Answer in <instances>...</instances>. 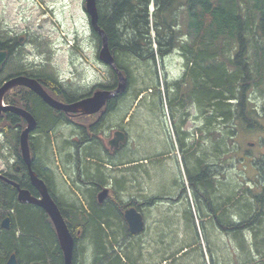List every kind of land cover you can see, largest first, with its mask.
I'll list each match as a JSON object with an SVG mask.
<instances>
[{
    "label": "rangeland",
    "instance_id": "rangeland-1",
    "mask_svg": "<svg viewBox=\"0 0 264 264\" xmlns=\"http://www.w3.org/2000/svg\"><path fill=\"white\" fill-rule=\"evenodd\" d=\"M0 18L5 20L6 26L14 29L15 34L26 35L29 32L32 38L29 47L31 49L29 62L37 66L35 68L37 74L47 72L54 76L71 96L87 94L93 87L107 84L110 81L108 69L98 59V42L92 34L90 21L85 11V0H0ZM159 67H157L158 87L154 88L153 93L157 94L155 102L151 100L154 98L151 96L153 94H144L146 79L144 82L140 81L136 88L130 89L129 93L126 92V100H123L126 94L121 98L115 114L107 117L105 122L96 123L91 133L87 130L86 122L82 126L85 128L82 132L78 130L74 132L71 127L59 126L58 131L50 136L54 161L42 163L41 159L38 164L47 172L49 179H53L55 195L58 193L60 199H66L65 201L73 199V194H80V189L90 188L92 195L94 190L95 196L98 187L109 185L107 188H110L111 192L105 205H114L122 212H119L121 224L123 228L126 227L127 231L128 225L122 216L128 205L134 203L136 208L147 215V221L145 220L147 232L139 238L121 239L118 245L120 247L117 252L121 248L126 249L132 246L131 250L135 252L132 255L135 264H264V223L255 231L256 235L251 228L241 231L236 237L230 234L220 235L212 229V223L206 222L202 214L210 211L212 206L207 205L204 199L196 205L191 204L189 191L186 190L185 181H183L184 174L180 170L179 159L183 162L186 176V170L192 173L193 177L195 174L199 176L202 171L197 172L198 170L192 165L194 160L191 154L182 152L178 144L176 145L177 142L175 143L178 137L179 121L184 117L188 119L185 128L191 130L192 138L188 141V145L191 146L190 149H195L193 157L206 158L208 164H217L215 167L211 166L213 167L212 172L205 171L204 180L212 181L214 173L217 174L218 170L224 177L222 178L224 182L216 179L213 183L215 187L210 182L209 195L216 194V198L226 204L228 195L231 197L232 193L235 194L234 203H232L235 208L231 209L230 206L224 205L225 207L218 209L215 202L213 207L224 211L230 209L231 217L236 216L240 226L244 217L239 209L244 203L249 204L253 209L252 214L258 210V204L262 206L264 212V198L262 203H258L256 199L264 195V97L259 96L258 91L252 93L250 97L258 108L262 129H250V131L248 126L237 121L228 126L219 124L207 126L204 131H200L198 129L202 127L204 120L200 119L199 105L189 99V95L184 96L187 90L185 86L180 97L173 86L184 74L185 62L177 53H172L164 59V63L160 62ZM134 74L139 75L141 79H144L143 76L146 77L143 67L134 69ZM135 89L137 92L134 97ZM142 93L144 94L143 100L140 97ZM177 96L178 102L171 105L170 101L177 99ZM182 101L185 103L181 105ZM96 119L97 116H94L89 119V123ZM83 122L79 121V123ZM99 126L100 129L94 131ZM121 128L128 133L124 131L128 136V143L121 146V152H115L116 154L110 152L114 157H118L113 164L135 163H132L129 168L121 166L120 169L123 170H110L111 174L110 171L105 173L104 180L89 181L85 175L83 176V171L81 172L82 160L85 161L86 158L85 154V157L83 156L82 146L90 144L94 138L92 136L94 132L103 137L100 136L99 140L102 148L106 150L105 145H108L113 133L123 131ZM85 130L87 132L84 134ZM215 130H218L225 139L221 147H217L214 138L208 139L209 131L214 132ZM230 130L235 131L234 136L227 134ZM16 133V131H10L7 135L0 134V172L3 174H14L18 164L15 151L17 144L13 138L16 137ZM40 134L41 132L34 135L32 143H37L39 139L42 142L41 137L43 136ZM251 143L254 145H250ZM66 146L73 147L74 154L73 163L67 165L68 167L64 164L63 154L65 150L63 148ZM35 148L37 149L36 156H40L36 144ZM190 149H186V152L188 153ZM74 150L79 152L75 153ZM168 154L172 155L171 158L165 157ZM186 157L188 160L185 164ZM140 158L141 160L147 158L146 163L138 162ZM130 168L133 169L126 170ZM163 169L166 172L163 173ZM160 175L162 176L159 177ZM218 176L221 177L219 174ZM184 187L187 193L184 192ZM80 195L83 198V195ZM196 199H198L197 196H195ZM83 204L85 205L86 201ZM69 205V207H75L74 204ZM189 209L194 210L192 222H188L189 218L186 214L187 211L190 212ZM252 214L250 213V216ZM169 219L170 221L175 220L174 226L170 225ZM200 221L202 223L199 231H203L201 233L203 245L200 243V233L195 224ZM80 242L78 254H76V261L78 259L79 262L75 263L92 264L93 248L90 247L86 236ZM163 257L166 259L164 263Z\"/></svg>",
    "mask_w": 264,
    "mask_h": 264
},
{
    "label": "trees",
    "instance_id": "trees-1",
    "mask_svg": "<svg viewBox=\"0 0 264 264\" xmlns=\"http://www.w3.org/2000/svg\"><path fill=\"white\" fill-rule=\"evenodd\" d=\"M97 9L98 26L107 37L108 46L115 58L117 68L128 81L125 92L115 97V100L108 102L105 119L108 112L115 111L120 98L126 92L129 93L130 89L136 88L140 81L144 82L146 79L145 88H143L144 94H153L154 88L158 87L157 67L160 66V62L164 63V59L172 53H177L185 62V72L173 86L179 97L184 86L187 88L184 96L189 95V99L199 105L201 116L206 117V128L215 124L228 126L241 121L248 126V130L262 129L258 108L250 97L255 91H258L259 96L264 97V0H97ZM92 34L98 42L99 49L101 36L95 31ZM140 67H143L145 72L144 79L134 74V69ZM43 75L57 85L58 81L54 76ZM108 76L110 81L107 84L97 85L94 92L98 90L113 91L117 88L118 77L111 68H108ZM149 77H151V81H149ZM62 86L64 87V85ZM136 92L137 89L134 90V97ZM93 93L75 97L68 93V103H75L92 96ZM144 94H140L142 100ZM158 94L160 95V92ZM156 95V93L151 95L154 97L151 99L154 102ZM126 96L127 94L123 100ZM174 102H178V96L177 99H172L170 104L172 105ZM182 102H180L181 105L185 103ZM16 105H21L32 112L38 126L42 127L39 132L44 138L41 137L42 142L39 139L35 143L40 156H36L37 149H34V143L31 147L36 157V163H40L41 159L42 163L54 161L55 156L50 136L58 131L59 126L63 125L61 120L63 122L65 118L56 116L58 113L34 94L27 96L26 101H19ZM183 118L179 121L180 126L183 124ZM88 119H90L88 116L83 115L80 118L84 122H87ZM19 120L21 118L16 117V124H19ZM3 124L5 123L0 117V129H5L7 135L10 130H7L8 128ZM21 124L24 125L23 120H21ZM234 132L230 130L227 134L234 136ZM20 134L19 131L16 133V137H13L17 144L15 147L17 166H21L22 169L21 177L19 180L16 179V182L18 181L22 187L28 188L33 195H37V191L26 176L27 169L19 153ZM213 138L217 147H221L225 141L218 130L209 131L208 139L212 140ZM92 139L98 141L100 137ZM43 140L45 144H43ZM65 144L63 143V145ZM88 145L90 146V144L85 145V150H83L84 147L81 149L83 156L84 154L86 156L85 161L82 160L83 176L85 175L92 182L95 179L104 180L105 173L114 170V165L113 168H110L114 157H111L110 160L106 159L107 164L99 157L96 160H90L92 156ZM94 147L102 151L100 146L94 145ZM63 149H65L63 151L64 164H72L74 160L73 147L66 146ZM192 158L194 160L192 165L200 173L202 171L200 164H205V161ZM142 161H147V158L140 162ZM211 166H207L208 171ZM34 167L39 175L47 173L42 166L39 167V164H34ZM131 169L133 168L128 171ZM65 170H67L66 167ZM205 175V170L199 174L201 181L197 186H194L195 196L207 191L208 195H204L209 202H215L218 209L224 205L230 206L231 209L235 208L232 206L235 198L234 193L231 197L228 195L226 204L220 202L221 200L216 198V194L209 195V185L212 184L215 187L213 183L216 179H213L210 184L204 180ZM6 177L13 181L12 177L8 175ZM51 180L52 178L49 179V181ZM99 189L100 187H98L96 195ZM80 193L85 200L80 194H73V199L69 200L70 203L62 199V207L60 206L67 219V224L78 242L75 255L78 254L80 241L86 236L90 247L93 248L92 264H135V260L132 258L135 253L134 250H131L132 246L126 249L121 248L117 252L121 239H132L129 238L131 237L129 231L121 224L119 212H122L114 205L100 204L96 195L94 196V190L92 195L90 188L80 189ZM197 197L199 198V196ZM263 198H256L257 202L262 203ZM84 201L88 207L83 204ZM240 201L239 203H241ZM69 204H74L76 209L69 207ZM131 206L136 207L134 203L127 207ZM239 210L244 219L243 223L236 227L251 228L256 235L255 231L264 223L262 206L258 204V210L254 214H252L253 209L247 203H244ZM231 213L230 209L225 210L222 218L229 222ZM187 215H189L188 221L192 222L190 214ZM8 217L10 218V227L5 229L2 227V222ZM210 223L213 227L214 223L212 221ZM13 254L16 255L17 264H64L63 252L48 215L35 205L19 203L16 188L0 180V264H7Z\"/></svg>",
    "mask_w": 264,
    "mask_h": 264
},
{
    "label": "water",
    "instance_id": "water-1",
    "mask_svg": "<svg viewBox=\"0 0 264 264\" xmlns=\"http://www.w3.org/2000/svg\"><path fill=\"white\" fill-rule=\"evenodd\" d=\"M85 11L89 17L92 29L101 36V49L99 51L98 58L107 67L111 68L115 74L118 76V86L113 91L99 90L95 92L91 97L82 99L73 104H64L50 97L40 83L32 78L28 77H17L10 80L6 85L0 88V115L2 113H14L26 120L28 126L26 130L20 136V146H21V157L23 161L29 168L30 179L33 186L39 191L41 198H35L27 190H21L19 185L9 180L8 178L0 175V179L12 184L19 190V203L21 204H32L41 208L50 218L57 237L59 241L60 248L63 252L64 264H73V254L75 247V239L72 236L65 218L63 217L59 207L55 201L50 196L48 189L45 184L38 180L35 173L31 170L32 162L30 158V147H29V133L33 131L36 127V121L32 115L27 111L13 107V106H3V99L5 94L14 87L23 86L34 93L38 94L45 103H47L51 108L57 111H63L67 114H81L84 116L96 114L103 109L107 101L112 99L116 94L125 91L127 85V79L123 76L122 72L117 68L115 64V58L111 53L108 41L105 33L98 26V9L97 0H85ZM7 57L5 52H0V67ZM125 142V135L121 132L115 134V138L109 141V145L113 148L120 147V143ZM108 190H105L100 194V202L102 203L104 199L109 195ZM126 223L128 225L129 232L132 235H137L143 231V221L140 214L137 213L135 208H129L124 213ZM9 228V219L5 221ZM8 264H16V256H12Z\"/></svg>",
    "mask_w": 264,
    "mask_h": 264
},
{
    "label": "flooded vegetation",
    "instance_id": "flooded-vegetation-1",
    "mask_svg": "<svg viewBox=\"0 0 264 264\" xmlns=\"http://www.w3.org/2000/svg\"><path fill=\"white\" fill-rule=\"evenodd\" d=\"M6 24L7 23L5 22V20L0 18V52H5L7 54V57H6L5 61L3 62V64L0 67V88L3 87L4 85H6L12 79L24 76V77H28V78H32V79L37 80L40 83V85L43 87L45 92L50 97H53L55 100L59 101L60 103L69 104L68 103L69 102V98H67V94L69 92L60 84V82H58L57 85L53 84L52 81H49V79L44 77L43 74H45V72H43V74L42 73L41 74H37V72L35 70V68L37 66H34L31 62H29V51L31 50V49H29V47H30V43H31V39H32L30 34H29V32H27L26 35L15 34L14 29H12L9 26H6ZM101 87H99V88H101ZM99 88H97V89H99ZM94 90H96V87H93L92 90L89 93H87V94L93 93ZM31 94L36 95L37 97H39L44 102V100L38 94L34 93L33 91H31L30 89H28L26 87L19 86V87H14V88L10 89L5 94L4 99H3L4 106H13V107L17 106L16 103H18L19 101H24V100L26 101V97L27 96H31ZM111 100H115V99L113 98ZM111 100L107 101L105 107H103V109L100 112H98L97 114H94V115H91V116L88 115L90 119L93 118L94 116H97L96 121H94L92 123H89V119H88V121L86 122L87 126H88L87 130L89 131V133H91V131L95 127L94 125L96 123H102L103 121L105 122L107 120V117H109L110 114L114 113V112L112 113L110 111V112H108L109 115L107 114L106 119L104 118L105 112L107 110L106 108H107L108 102H110ZM45 104H47V103H45ZM70 104H73V103H70ZM17 107L25 109V111H27L29 114H31L33 116L32 112L26 110V108H24L23 106L19 105ZM53 110H55V109H53ZM55 112L58 113L56 116L65 118V120L63 122L61 120V123L63 124V126L71 127L74 130V132H76L77 130H78V132H82V130L85 129V128L82 127L85 124V122L79 123V120L82 117L81 114H70V113L67 114V113H65L63 111H57V110H55ZM8 114H9V116H8ZM0 117L3 120V123H5V124H3V126L8 128L7 130L16 131L17 133L19 131L21 133L23 130L26 129V127L28 125V123L26 122V120L24 118L14 114V113H11V112L2 113L0 115ZM16 117L21 118V120H23V122H24V125L21 124V120L18 121L19 124H16ZM33 118L36 120V118L34 116H33ZM200 119L204 120V124H202V127H200L199 130L200 131H204V129L206 127V118L205 117H201ZM36 123H37V126H36L35 130L31 132L30 138H29L30 149H31L32 159H33L32 169L35 170V173L38 175V177H40V179H42V180L44 179L45 180L46 185H48L49 193H51L50 195L53 197L54 196V194H53L54 193V190H53L54 189V184H53V182L51 183V181H49V179L47 178L48 174L47 173H43L44 175H39V173L37 172L36 167H34V164L37 165L39 162L36 163V161H35L36 157L34 156V153H33L32 148H31L33 146L32 140L34 138V135L39 133V129L42 128L41 126L40 127L38 126L37 120H36ZM61 123H59V124L61 125ZM187 124H188V119L186 120V119L183 118V124L177 129L178 130L177 131L178 137H177V140L175 139V142H177L176 145L178 144L179 149L182 152H185V154H189V155L191 154V158H192L193 157L192 154H194V150L195 149H193V150L190 149L191 146L188 145V141L191 140L192 135H191V132H190L191 130L189 131L188 129L185 128ZM99 129H100V126L97 129H95L94 131H98ZM87 130L84 131V134L87 132ZM122 130L125 131L124 129H122ZM2 131H5V129H2ZM117 132H122V131L121 130L120 131H115L113 133V137L109 141H111L112 139L115 138V134ZM127 134L125 135L126 138L128 137ZM92 136L100 137L101 135H98L97 133L93 132ZM101 138H103V137L101 136ZM95 142L98 144V146H100L99 148L102 149V152L104 153L106 159H108V160H110L111 156L114 157L113 155L110 154V152L111 153L121 152V148H113L112 149V147L109 145V142H108L107 146L105 145L106 150H109V152H107L106 150H104L102 148L100 140L95 141ZM120 146H122V145H120ZM19 149H20V142H19ZM186 149H190V151H188V153H187ZM74 151L76 153L77 150H74ZM115 159H118V157H114V160ZM194 159H199V158H194ZM202 160L205 161V164L204 163L200 164V169L202 171L205 170L207 172H212L211 169L213 167H211L210 171H208L207 166H211V165H214V166L216 165L217 166V164H214V163L208 164L206 162L207 161L206 158L202 159ZM23 163H24V161H23ZM24 165H25V167L27 169L26 173H27L28 179H29L32 187L37 191V195H33L32 192L28 188L22 187L21 184H19L18 181L16 182V179L19 180V175L22 174L21 166H17L16 170L14 171V174H9V176L12 177L13 178V182L18 183L22 189L28 190L34 197L41 198L40 193H38L39 191L33 186L32 182H31V179H30V176H29L28 167L26 166L25 163H24ZM39 167H40V165H39ZM41 172H43L42 169H41ZM186 172H187L188 179L190 180V178H189L190 172H188V170H186ZM218 174L220 175L219 170H218L217 174L214 173L213 179H219ZM48 183L50 185H52L53 187L51 188V186ZM104 188L100 187L99 191L97 192L96 198H98V195L101 193V191ZM17 193H18V191H17ZM38 194L40 195V197H39ZM56 195L53 198H54V200L57 198L55 200V202L58 205L59 204V201H58L59 200V194L57 193ZM108 199L109 198H106L102 203H107ZM97 200H99V198ZM154 204H156V203L154 202ZM58 206L60 208L61 205L59 204ZM131 207H134V206H131ZM134 208H136V207H134ZM136 209H137V212L142 216V221H143L144 225H143V231L141 233L137 234V235H132L129 232V235L132 237V239L133 238L142 237L145 234V232H147V225H146V222H145V220L147 221V215H145L138 208H136ZM60 210H61V208H60ZM123 218L125 220V216L124 215H123ZM66 221H67V219H66ZM125 222H126V220H125ZM173 222H174L173 220L170 221V219H169V223H170L171 226L173 225ZM131 237H129V238H131ZM77 244H78V242H77V240L75 238V251H76ZM142 244H143V242H142ZM75 251H74V261L73 262L74 263L75 262L78 263L79 262L78 259H77V261L75 260L77 258V256L75 255Z\"/></svg>",
    "mask_w": 264,
    "mask_h": 264
},
{
    "label": "bare ground",
    "instance_id": "bare-ground-1",
    "mask_svg": "<svg viewBox=\"0 0 264 264\" xmlns=\"http://www.w3.org/2000/svg\"><path fill=\"white\" fill-rule=\"evenodd\" d=\"M138 56H139V55H138ZM141 71H142V70H141ZM146 71H147V70H146ZM117 77H118V76H117ZM131 77H132V76H131ZM130 80H131V79H130ZM134 85H135V84H134ZM127 87H128V81H127L126 89H127ZM126 89H125V90H126ZM123 92H125V91H122V92L116 94L113 98L115 99V97H117L119 94H121V93H123ZM119 97H120V96H119ZM113 98H112V99H113ZM120 99H121V98H120ZM110 100H111V99H110ZM125 100H126V99H125ZM117 102H118V101H117ZM112 106H113V105H112ZM116 106H117V104H116ZM104 107H105V106H104ZM116 109H117V108L115 107L114 110L116 111ZM115 111H112V113L114 112V114H115ZM99 112H100V111H99ZM134 112H135V111H134ZM199 113H200V112H199ZM96 114H97V113H96ZM114 114H113V115H114ZM30 115H31V114H30ZM92 115H94V114H92ZM108 115H109V114H108ZM110 115H111V114H110ZM132 115H133V114H132ZM89 116H91V115H89ZM89 116H88V117H89ZM199 116H200V118H201V117H205V116H201V114H200ZM113 117H114V116H113ZM125 117H126V116H125ZM130 117H131V116H130ZM205 118H206V117H205ZM125 119H127V118H125ZM132 119H133V118H132ZM130 120H131V119H130ZM147 120H148V119H147ZM35 121H36V120H35ZM27 126H28V125H27ZM36 126H37V123H36ZM26 128H27V127H26ZM35 128H36V127H35ZM63 128H64V127H63ZM25 130H26V129H25ZM25 130H23V131L21 132V134H22ZM34 130H35V129H34ZM34 130H33V131H34ZM198 130H199V129H198ZM140 131H141V130H140ZM31 132H32V131H31ZM31 132L29 133V138H30V134H31ZM125 132H126V131H125ZM125 132L122 131L121 133H123L124 135H126ZM162 132H163V131H162ZM21 134H20V136H21ZM162 135H163V134H162ZM83 136H84V135H83ZM160 136H161V135H160ZM142 137H143V136H142ZM166 137H167V136H166ZM154 138H155V137H154ZM167 139H168V138H167ZM79 140H80V138H79ZM84 140H85V138H84ZM87 140H88V139H87ZM146 140H148V139L146 138ZM152 140H154V139H152ZM80 141H81V140H80ZM82 141H83V140H82ZM154 141H155V140H154ZM19 142H20V138H19ZM29 142H30V141H29ZM85 142H86V141H85ZM85 142H83V143H85ZM146 142H147V141H146ZM168 142H169V140H168ZM86 143H87V142H86ZM126 143H128V137H127V138L125 137V142H124V143H120L119 146H120V145L123 146V145H125ZM175 143H176V142H175ZM87 144H89V143H87ZM87 144H86V145H87ZM167 144H168V143H167ZM167 144H166V145H167ZM94 145H98L94 140L90 142V146L88 145L89 148H90V150H91V151H90V152H91L90 155H91L92 157H94L93 159H91V158H92V157H91L90 160H96L98 157H99V158H102L101 155L99 154L98 150L94 147ZM148 145L150 146V144H148ZM250 145H254V144L251 143ZM81 146H82V145H81ZM106 146H107V144H106ZM141 146H142V145H141ZM141 146H140V147H141ZM149 146H148V147H149ZM29 147H30V143H29ZM82 147L85 148L86 146H82ZM129 147H130V146H129ZM94 148H95L96 150H94ZM118 148H120V147H118ZM129 149H130V148H129ZM144 149H145V148H144ZM20 150H21V146H20ZM93 150H94V151H93ZM137 150H138V149H137ZM29 151H30L31 162L33 163L31 149H30ZM107 151H109V150H107ZM114 151H115V150H114ZM121 151H122V150H121ZM104 152H105V151H104ZM172 153H173V152H172ZM107 154H108V153H107ZM115 154H116V153H115ZM62 155H63V154H62ZM111 155H112V154H111ZM147 156H148V155H147ZM164 156H165V155H164ZM167 156L170 157V156H172V155L168 154V155H166L165 157H167ZM173 156H174V153H173ZM111 157H112V156H111ZM174 157H175V156H174ZM167 158H168V157H167ZM170 158H171V157H170ZM184 158H185V157H184ZM105 160H106V159H105ZM165 160H166V159H165ZM187 160H188V159H187V157H186V159H185V164L187 163ZM189 160H191V159H189ZM102 161H103V158H102ZM106 161H107V160H106ZM140 161H141V158L138 160V162H140ZM179 161H180V162H179V166H180V168H181V169H180V170H181V173L184 174V180H183V181H185L186 190L189 191V199H190V201H191V204H192V205H195V202H196V204H198L199 202H202V198H200V199H196V200H195V192H196V189H195L194 186H195V185L197 186V184L201 181V177L199 178V176L195 174V176H196L197 178L194 176L196 179H195V181H193L192 179H193L194 177L192 176V173H191V174H189V178H190V180H189V179H188V176H186V174H185L184 167H183V162L181 161V159H179ZM61 162H62V161H61ZM177 162H178V161H177ZM193 162H194V161H193ZM196 162H197V161H196ZM24 163H25V162H24ZM53 163H54V162H53ZM58 163H59V162H58ZM58 163H57V164H58ZM104 163H105V162H104ZM140 163H141V164H142V163L145 164L146 161H142V162H140ZM168 163H169V162H168ZM25 164H26V163H25ZM61 164H62V163H61ZM105 164H107V162H106ZM105 164H97V165L102 166V165H105ZM187 165H188V164H187ZM187 165H185V166H187ZM26 166H27V165H26ZM53 166H54V165H53ZM66 166H67V165H66ZM139 166H140V165H139ZM142 166H143V165H142ZM144 166H145V165H144ZM149 166H150V165H149ZM27 167H28V166H27ZM67 167H68V166H67ZM152 167H153V166H152ZM163 167H164V166H163ZM52 168H53V167H52ZM69 168H70V167H69ZM110 168H113V165H111ZM164 168H165V167H164ZM113 169H114V168H113ZM146 169H147V168H146ZM150 169H151V168H150ZM185 169H186V168H185ZM28 170H29V168H28ZM31 170L35 173V170H33L32 167H31ZM69 170H70V169H69ZM66 171H67V170H66ZM164 171H165V170L163 169V173H164ZM168 171H169V170H168ZM168 171H167V173H168ZM81 172H82V170H81ZM144 172H147V173H148V171H145V170H144ZM165 172H166V171H165ZM72 173H73V172H72ZM155 173H156V171H155ZM169 173H170V172H169ZM219 173H220V176H221V171H219ZM55 174H56V173H55ZM110 174H111V171H110ZM25 175H26V174H25ZM158 175H159V174H158ZM165 175H166V174H165ZM169 175H170V174H169ZM26 176H27V175H26ZM29 176H30V174H29ZM35 176L37 177L38 180L42 181V182L45 184L46 188L48 189V185H46L45 180L43 179V180H44V181H43L42 179H40V177H38V175H37L36 173H35ZM155 176H156V175H155ZM161 176H162V175H160L159 177H161ZM48 177H49V176H48ZM48 177H47V178H48ZM50 177H51V176H50ZM62 177H63V176H62ZM109 177H110V175H109ZM117 177H118V176H117ZM117 177H116V178H117ZM146 177H147V176H146ZM156 177H157V176H156ZM156 177H155V179H156ZM204 177H205V176H204ZM116 178H115V179H116ZM149 178H150V177H149ZM205 178H206V177H205ZM219 178H220L221 181H223L222 178H224V177L221 176V177H219ZM48 179H49V178H48ZM161 179H163V178H161ZM52 180H53V179H52ZM52 180H51V182H52ZM108 180H109V179H108ZM116 180H117V179H116ZM153 180H154V178H153ZM156 180H157V179H156ZM179 180H180V179H179ZM117 181H118V180H117ZM117 181H116V182H117ZM150 182H151V181H150ZM191 182H194V183L192 184ZM210 182H211V181H210ZM210 182H209V183H210ZM223 182H224V181H223ZM14 183H16V182H14ZM103 183H104V181H103ZM106 183H107V182H106ZM143 183H144V182H143ZM16 184H18V183H16ZM48 184H49V183H48ZM202 184H203V183H202ZM11 185H12V184H11ZM18 185H19V184H18ZM49 185H50V184H49ZM110 185H111V184H110ZM181 185H182V184H181ZM12 186H13V185H12ZM50 186H51V188L53 187L52 185H50ZM108 186H109V185H107V187H108ZM111 186H112V185H111ZM178 186H179V185H178ZM14 187H15V186H14ZM19 187H20V185H19ZM107 187H105V188L103 187L104 189L101 191L100 194H102L105 190H108V192L110 193V192H111V191L109 190L110 188H107ZM15 188H16V187H15ZM192 188H193L194 192H193ZM199 188H200V187H199ZM16 189H17V188H16ZM20 189H21V190H26V189H22L21 187H20ZM51 190H52V189H51ZM53 190H54V189H53ZM186 190H185V187H184V192H185V193H187ZM191 190H192V191H191ZM198 190H199V189H198ZM17 191H18V195H19V190L17 189ZM27 191H28V190H27ZM48 192H49V190H48ZM199 192H200V191H199ZM38 193H39V192H38ZM52 193H53V192H52ZM109 193H108V194H109ZM192 193H193V194H192ZM200 193H201V192H200ZM49 194H51V193H49ZM53 194H54L53 197H55V193H53ZM80 194H81V193H80ZM100 194L98 195L99 200H100V197H99ZM204 194H207V191H206L205 193H204V192L201 193V196L203 197V199H207V198L205 197ZM31 195H32V194H31ZM38 195H39V194H38ZM196 195H197V194H196ZM32 196H33V195H32ZM50 196H51V195H50ZM56 196H57V195H56ZM197 196H199V195H197ZM39 197H40V195H39ZM51 197H52V196H51ZM53 197H52V199L54 200ZM262 197H264V195H263ZM35 198H37V197H35ZM98 198H97V199H98ZM106 198H109V197L107 196ZM106 198H105V199H106ZM162 198H163V197H162ZM197 198H198V197H197ZM259 198H260V197H259ZM56 199H57V198H56ZM56 199H55V200H56ZM94 199H95V198H94ZM105 199H104V200H105ZM164 199H165V198H164ZM189 199H188V200H189ZM55 200H54V201H55ZM61 200H62V199H60V197H59V200H58V201L61 202V203L59 202L60 205H62V201H61ZM99 200H98V202L101 203ZM154 200H155V199H154ZM194 200H195V201H194ZM207 200H208V199H207ZM18 201H19V199H18ZM63 201H65V200H63ZM155 201H156V200H155ZM158 201H159V200H158ZM55 203H56V202H55ZM99 203H98V204H99ZM56 204H57V203H56ZM59 204H58V205H59ZM101 204H103V203H101ZM58 205H57V206H58ZM183 205H184V204H183ZM183 205H182V206H183ZM86 206H87V205H86ZM58 207H59V206H58ZM61 207H62V206H61ZM61 207H60V208H61ZM118 207H119V206H118ZM60 208H59V209H60ZM63 208H64V207H63ZM131 208H134V207H131ZM175 208H176V207H175ZM85 209H86V208H85ZM135 209H136V208H135ZM183 209H184V208H183ZM172 210H173V209H172ZM60 211H61V210H60ZM114 211H115V210H114ZM136 211H137V209H136ZM162 211H163V210H162ZM222 211H223V210H218V209H216V208H214V212H210V211H209L210 214L212 215V217H211L210 219H212L215 215H218V213L222 215ZM174 212H175V211H174ZM61 213H62V211H61ZM115 213H116V212H115ZM137 213H138V212H137ZM161 213H162V212H161ZM138 214H139V213H138ZM62 215H63V213H62ZM163 215H164V214H163ZM149 216H152V215H149ZM156 216H157V215H156ZM159 216H160V215H159ZM63 217H64V215H63ZM141 217H142V216H141ZM154 217H155V216H154ZM163 217H164V216H163ZM257 217H258V216H257ZM64 218H65V217H64ZM7 219H9V224H10V218H6V219L2 222V227L5 228V229H9V228H6V227H8V224L5 223V221H6ZM151 219H152V218H151ZM162 219H164V218H162ZM65 220H66V218H65ZM160 220H161V218H160ZM160 220H159V221H160ZM108 221H109V220H108ZM174 221H175V220H174ZM152 222H153V221H152ZM231 222L234 224V221L231 220ZM66 223H67V221H66ZM121 223H122V222H121ZM257 223H258V222H257ZM196 224H197V229H198V231H199V230H200V222H198V223L196 222ZM143 225H144V224H143ZM159 225L161 226V224H159ZM162 225H163V224H162ZM67 226H68V224H67ZM172 226H174V225H172ZM256 226H257V225H256ZM9 227H10V225H9ZM151 227H152V226H151ZM154 227H155V226H154ZM68 228H69V226H68ZM159 228H160V227H159ZM152 229H153V227H152ZM69 230H70V228H69ZM144 230H145V229H144ZM70 232H71V230H70ZM125 232H126V231H125ZM151 232H153V231H151ZM202 232H203V231H199V233H200V243L203 245V242H204V241H203V237H202V234H201ZM71 234H72V232H71ZM162 234H163V233H162ZM72 236H73V234H72ZM73 237H74V236H73ZM131 238H132V237H131ZM146 238H147V237H146ZM74 239H75V237H74ZM166 246H167V245H166ZM146 250H147V249H146ZM74 251H75V247H74ZM152 251H153V250H152ZM158 251H159V250H158ZM156 253H157V252H156ZM169 253H170V252H169ZM145 254H146V253H145ZM13 255L16 256L15 254H13ZM13 255H12V256H13ZM168 255H169V254H168ZM12 256H11V257H12ZM11 257H10V258H11ZM156 257H157V255H156ZM155 259H156V258H155ZM163 259H164V257H163ZM9 260H10V259H9ZM73 261H74V254H73ZM156 261H157V260H156ZM190 262H191V261H190ZM8 263H9V261H8ZM8 263H7V264H8ZM72 263L74 264V262H72ZM16 264H17V259H16ZM152 264H153V263H152Z\"/></svg>",
    "mask_w": 264,
    "mask_h": 264
},
{
    "label": "crops",
    "instance_id": "crops-1",
    "mask_svg": "<svg viewBox=\"0 0 264 264\" xmlns=\"http://www.w3.org/2000/svg\"><path fill=\"white\" fill-rule=\"evenodd\" d=\"M98 152L101 155V157L103 158V161L106 163L107 161L105 160L106 157H105L104 153L100 149L98 150ZM132 163H135V162H132ZM132 163H130V164L125 163V162L115 163V164H113L114 165V170H117V171L123 170V169H120L121 166H123L122 168L127 167V166H128L127 168H129V166H131ZM126 170H128V169H126ZM200 198H202V200H203V197L201 195H199V198L198 199H200ZM203 201H206V204L207 205L212 206L209 210H210V212H214V207H213V203L214 202H209V200H207V199H204ZM195 205H196V202H195ZM189 211L190 212L187 211L186 214H190V216L192 217V220H194V210H190L189 209ZM210 212L208 211L206 214L205 213H202V214L206 218L205 219L206 222H211L212 221L214 223V226L212 227V229L216 230L218 232V234H220V235H224V234L229 235L230 234L233 237H236L237 234L240 233L241 231H246V230H249L250 229V228H246V229H243L242 228V230H241V228H237L236 226L239 225V221H238L237 217L234 216V215H232V217L230 219V220L234 221V224L230 220H229L228 223L225 224L224 223L225 221L222 218L223 217L224 210L222 211V215L218 213V215H215L214 218H212V219H210L212 217V215L210 214ZM186 214H185V211H184V216ZM188 217H189V215H188ZM201 223H202V221H200V229H201ZM196 226H197V224H196ZM231 229H233V231H230ZM234 233L236 235H234ZM220 240H222V238Z\"/></svg>",
    "mask_w": 264,
    "mask_h": 264
}]
</instances>
